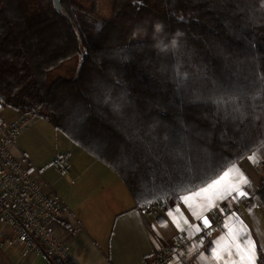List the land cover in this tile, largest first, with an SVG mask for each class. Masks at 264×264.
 <instances>
[{
	"label": "trees",
	"instance_id": "1",
	"mask_svg": "<svg viewBox=\"0 0 264 264\" xmlns=\"http://www.w3.org/2000/svg\"><path fill=\"white\" fill-rule=\"evenodd\" d=\"M112 5L86 42L71 0H0V102L114 171L135 208L173 205L264 142V0ZM76 56L75 78L47 81Z\"/></svg>",
	"mask_w": 264,
	"mask_h": 264
},
{
	"label": "crops",
	"instance_id": "2",
	"mask_svg": "<svg viewBox=\"0 0 264 264\" xmlns=\"http://www.w3.org/2000/svg\"><path fill=\"white\" fill-rule=\"evenodd\" d=\"M1 116L6 123L20 117L7 107ZM28 125L14 137L10 151L15 159L25 157L29 165L41 171V176L51 180L50 162L56 154L79 155L81 149L42 118L34 117ZM251 134L261 137L264 132ZM88 167L96 171L84 177V169ZM225 173L229 176L221 180ZM62 179L68 189L60 195L55 193L64 210L59 219H46V223L76 264H151V256L165 249L173 250V238L177 234L187 236L190 244L177 251L168 264H248L246 250L252 244L255 264H264V208L256 198V192L264 188V142L226 167L216 179L181 195L173 205L160 203L135 208L117 174L106 172L97 162H73L69 177ZM241 179L247 180L246 184H240L248 193L244 197L229 191V185ZM218 180L221 183L208 193L185 201V197H193ZM85 189L92 192L86 193ZM205 218L207 226L203 223ZM217 219L221 224L212 228ZM202 228L208 232L200 238ZM237 244L243 245L244 250L238 249ZM0 264L55 263L48 255L36 254L28 245L17 244L14 234L0 218Z\"/></svg>",
	"mask_w": 264,
	"mask_h": 264
},
{
	"label": "built area",
	"instance_id": "3",
	"mask_svg": "<svg viewBox=\"0 0 264 264\" xmlns=\"http://www.w3.org/2000/svg\"><path fill=\"white\" fill-rule=\"evenodd\" d=\"M5 105L0 102V218L4 226L14 234L15 242L26 244L36 254H46L56 264L67 257L65 247L56 232L48 227L46 219H59L64 205L41 171L28 164L25 157L15 159L10 151L14 137L25 130L34 117L21 116L6 123L1 112ZM71 156L67 152L57 153L51 163L54 174L67 179L70 173ZM248 198L245 199L247 201ZM166 205V203H162ZM220 219L212 225H220ZM202 228L200 238L207 235ZM190 239L181 234L173 238V250L165 249L154 255L152 264H168L177 251L185 249Z\"/></svg>",
	"mask_w": 264,
	"mask_h": 264
},
{
	"label": "rangeland",
	"instance_id": "4",
	"mask_svg": "<svg viewBox=\"0 0 264 264\" xmlns=\"http://www.w3.org/2000/svg\"><path fill=\"white\" fill-rule=\"evenodd\" d=\"M71 1L75 6H78L79 8L78 10L75 11V17H74L75 23L79 29L78 31L82 34L86 42H91L94 39L95 35L97 34L98 30L101 28V24L104 21H107L109 17H111L113 0H96V4H95L97 6L95 11L96 15L92 14L93 0H71ZM80 62H81V58H79V56L71 57L66 62L62 63L58 67L49 71L47 76V81L51 82L58 77H64L68 79L75 78L78 73L76 69L77 70L79 69L78 67L80 66ZM79 152H80L79 155H74V154L71 155V160H69L71 162L70 172L72 171L73 168V162L76 164L81 161H89V162H97L98 164H100L103 170L112 173V171L108 170L104 165L94 160L93 157H91L84 151L79 150ZM95 171L96 170L94 169V167H88L84 169V175H86L84 177L90 176ZM51 176H52L51 180H47V178L45 176L44 177L49 182L52 189L55 190V192H57L60 195L64 189H68V185L65 183V181L62 178L55 175L54 172H52ZM86 186L89 187V184ZM85 190L86 193H88L89 191L92 192V189H85Z\"/></svg>",
	"mask_w": 264,
	"mask_h": 264
},
{
	"label": "snow or ice",
	"instance_id": "5",
	"mask_svg": "<svg viewBox=\"0 0 264 264\" xmlns=\"http://www.w3.org/2000/svg\"><path fill=\"white\" fill-rule=\"evenodd\" d=\"M251 159V157H250ZM229 176V173H225V177H222L221 180H224L225 178H227ZM221 180H218V181H215V183L213 185H209L208 188H205V189H202L201 192H197V193H194L193 194V197H185V201H189V200H192L195 196H200L202 195L203 193H208L211 189L215 188L216 185H219L221 183ZM247 183V180L246 179H241L237 184L235 185H229V191H235L237 196H240V197H244V196H247L248 193L243 191L241 188H240V184H246ZM204 225L207 226L208 225V219L205 218L204 221H203ZM237 248L238 249H241V250H244V246L241 245V244H237ZM254 251H255V245L252 244L250 245V248L246 250V253H247V257H248V264H255V260H254ZM217 256L219 257V254H217Z\"/></svg>",
	"mask_w": 264,
	"mask_h": 264
},
{
	"label": "clouds",
	"instance_id": "6",
	"mask_svg": "<svg viewBox=\"0 0 264 264\" xmlns=\"http://www.w3.org/2000/svg\"><path fill=\"white\" fill-rule=\"evenodd\" d=\"M154 30L156 33H162L163 30H164V25L160 22H157L155 25H154ZM177 35H179V33H177ZM176 43L175 39L172 40V44L174 45ZM160 44H162V41L158 43V47H160ZM166 45L164 47H162L160 50H165L166 49Z\"/></svg>",
	"mask_w": 264,
	"mask_h": 264
},
{
	"label": "water",
	"instance_id": "7",
	"mask_svg": "<svg viewBox=\"0 0 264 264\" xmlns=\"http://www.w3.org/2000/svg\"><path fill=\"white\" fill-rule=\"evenodd\" d=\"M53 1V4H54V7L57 9V10H61V0H52Z\"/></svg>",
	"mask_w": 264,
	"mask_h": 264
}]
</instances>
